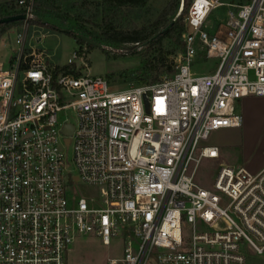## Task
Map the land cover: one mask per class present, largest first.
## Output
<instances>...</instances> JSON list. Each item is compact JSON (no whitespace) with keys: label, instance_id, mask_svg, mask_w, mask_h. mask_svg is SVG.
Listing matches in <instances>:
<instances>
[{"label":"built area","instance_id":"1","mask_svg":"<svg viewBox=\"0 0 264 264\" xmlns=\"http://www.w3.org/2000/svg\"><path fill=\"white\" fill-rule=\"evenodd\" d=\"M14 3L26 17L8 67L0 62V264H65L84 235L122 238V257L107 264H249L248 253L264 254V166L220 164L209 188L196 182L202 159L219 157L200 142L239 126L238 100L264 96V0H192L172 74L121 90L90 73L84 46L52 62L28 37L36 0ZM223 5L232 8L212 23ZM199 56L217 59L215 70H193Z\"/></svg>","mask_w":264,"mask_h":264},{"label":"rangeland","instance_id":"2","mask_svg":"<svg viewBox=\"0 0 264 264\" xmlns=\"http://www.w3.org/2000/svg\"><path fill=\"white\" fill-rule=\"evenodd\" d=\"M15 0H0V3ZM101 0H36L38 4L34 11V19L28 30V37L40 48H45L51 55L50 60L56 64H64L74 51L80 50V44L74 34L89 38L90 34L100 30ZM169 0H149L146 7L135 12L130 27L141 28L155 21L160 12L166 7ZM232 3L230 0H223ZM249 0H233L234 4ZM180 6V5H179ZM229 5L217 8L212 14V23L224 20ZM179 9V7H178ZM171 13L169 17L177 18L179 11ZM43 22V23H42ZM186 22V19H185ZM6 26V27H5ZM4 31L0 32V62L8 67L12 49L15 47L17 32L23 23H5ZM53 26L54 28H50ZM186 30L188 29L185 25ZM41 39L37 41V39ZM87 48V58L90 63V73L93 76L104 77L113 90H121L143 83L142 68L146 59L157 55L156 51L146 50L143 44L134 42H104ZM162 49L169 64L171 57L179 50L177 43L164 38ZM218 60L214 58L201 59L199 56L193 63V70L197 72H213ZM163 76V75H162ZM237 113L240 124L237 127L223 128L212 131L206 140L200 142L201 146L215 145L219 149V157L215 159H202L196 173V182L206 188L212 185L220 164L244 166L251 172H257L264 166V96H248L238 100ZM62 118L76 123L73 111H66ZM68 154L67 169L74 171L72 163V150L62 147ZM81 192L93 195L90 189L80 184ZM191 227H184V236L191 238ZM123 254L122 238H112L109 245H104L95 235L77 237L68 247L65 264H107L109 258H120ZM249 264H264V254L248 253ZM147 264H157L152 256Z\"/></svg>","mask_w":264,"mask_h":264},{"label":"trees","instance_id":"3","mask_svg":"<svg viewBox=\"0 0 264 264\" xmlns=\"http://www.w3.org/2000/svg\"><path fill=\"white\" fill-rule=\"evenodd\" d=\"M192 0H183V8L179 16L173 21V15L177 11L181 0H169L168 4L160 12L153 23L141 28L130 27L127 25L132 23V16L135 12L143 9L148 4L149 0H101L99 3L101 10V21L99 23L100 30L90 34L89 39L97 44L104 42H134L143 44L146 50L156 51L157 55L146 59L141 72V80L143 83H153L159 80L162 75H171L172 68L166 62L164 51L162 49V41L164 38H170L171 41L178 44L179 49L183 48L182 36L186 31L185 19L188 16V10ZM233 3V0H230ZM38 4H35L37 8ZM21 11L14 1H6L0 3V19L20 14ZM22 20L9 22L10 24L22 23ZM32 22H40L33 19ZM7 23V24H9ZM43 23V22H42ZM5 23L0 24V32H3ZM6 27V26H5ZM168 27L164 32L163 29ZM50 28H54L50 26ZM75 36L74 33L67 31ZM160 33L156 38L154 35ZM82 36V35H81ZM80 48L87 45L88 48L94 46L92 43H87L81 38L75 36ZM153 38L152 40H150Z\"/></svg>","mask_w":264,"mask_h":264},{"label":"water","instance_id":"4","mask_svg":"<svg viewBox=\"0 0 264 264\" xmlns=\"http://www.w3.org/2000/svg\"><path fill=\"white\" fill-rule=\"evenodd\" d=\"M25 17H26L25 14H17V15L7 16V17H4V18H1V19H0V24H3V23H9V22H13V21L24 20ZM175 20H176V19H173V21H175ZM167 29H168V27H166L165 29H163V31H161V32H164V31L167 30ZM159 34H160V33L154 35L153 38H156ZM75 36H76L77 38H81V39H83V40H84L85 42H87V43H92V44H94V45H99V44L93 42L91 39L86 38V37H84V36H81V35H78V34H75ZM153 38H151L150 40H152ZM72 131H73V126L70 125V124H66V125L64 126V128H63V132H65L67 135H70V134L72 133ZM66 142L69 143V140L67 139ZM75 180H77V177H75Z\"/></svg>","mask_w":264,"mask_h":264},{"label":"crops","instance_id":"5","mask_svg":"<svg viewBox=\"0 0 264 264\" xmlns=\"http://www.w3.org/2000/svg\"><path fill=\"white\" fill-rule=\"evenodd\" d=\"M39 40H40V38H39Z\"/></svg>","mask_w":264,"mask_h":264}]
</instances>
